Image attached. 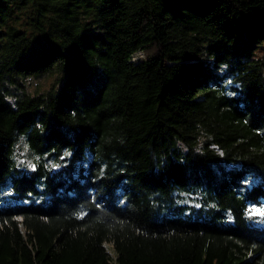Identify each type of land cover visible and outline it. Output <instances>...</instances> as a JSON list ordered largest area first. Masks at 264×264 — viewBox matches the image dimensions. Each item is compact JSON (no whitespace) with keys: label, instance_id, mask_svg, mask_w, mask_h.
Wrapping results in <instances>:
<instances>
[{"label":"trees","instance_id":"1","mask_svg":"<svg viewBox=\"0 0 264 264\" xmlns=\"http://www.w3.org/2000/svg\"><path fill=\"white\" fill-rule=\"evenodd\" d=\"M263 41L264 0H0V264H264Z\"/></svg>","mask_w":264,"mask_h":264},{"label":"rangeland","instance_id":"2","mask_svg":"<svg viewBox=\"0 0 264 264\" xmlns=\"http://www.w3.org/2000/svg\"><path fill=\"white\" fill-rule=\"evenodd\" d=\"M141 53H136L134 54L133 56V59H137L138 57H140ZM255 57L256 58H260V59H264V41L262 42V45L260 48H258L256 51H255ZM53 82L54 79L53 77L51 76H42V77H37V78H28L25 80V82L27 83V90L29 92H33V91H38L42 88H46L50 82ZM16 159L18 163H20L22 165V167H25V166H30V163H31V159L30 157H28L27 155V151L25 150V148L21 147L20 149L18 148L16 150ZM253 211V214L254 213H260L259 209L257 208H253L252 209ZM108 251L111 252L112 256H114V252L112 251V248L110 246H108Z\"/></svg>","mask_w":264,"mask_h":264}]
</instances>
